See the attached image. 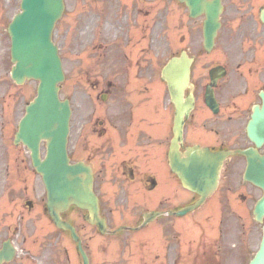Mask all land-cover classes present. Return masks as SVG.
<instances>
[{"label": "flooded vegetation", "instance_id": "flooded-vegetation-1", "mask_svg": "<svg viewBox=\"0 0 264 264\" xmlns=\"http://www.w3.org/2000/svg\"><path fill=\"white\" fill-rule=\"evenodd\" d=\"M120 2L121 15L115 18L114 26L119 31L127 32L136 41H133L130 47V57H125L123 47H118L119 56L111 62V77L86 78L87 83L84 85L93 86L91 93L95 94L96 103L105 104L111 99V105L107 108L108 112L100 113L95 117V121L89 117V113L84 117L95 126L94 133L97 137H101L97 142L95 155L99 151L103 156L111 155L109 157L112 159L111 165L117 172L113 182L120 186L118 190L122 198L124 189L133 183L146 185L150 189L157 186L158 174L148 164L149 146H154V141L161 145L162 140L160 137L145 133L139 126L150 122L147 109L150 97L145 96L157 81L156 70L161 63L151 64L145 37L148 38L151 33L166 35L169 31L168 17L174 14L175 19H179L182 13L178 15L175 8L161 6V2L154 4L148 0H120ZM177 6L183 7L181 3H177ZM222 6L221 28L212 51L206 52L202 41H199V30L202 26L200 21L204 18L202 15L190 19L186 27L190 36L195 38L188 42L186 47L188 55L192 57L190 81L195 97L194 110L187 124L191 130L190 142L208 146L212 150L226 147L245 148L253 145L248 140L244 128L250 118L252 105L260 103L259 93L264 90V23L260 20L259 12L264 6V0H222ZM175 25L177 27V22ZM177 30L178 42L182 44L184 25L181 22ZM218 65L224 67L225 73L215 80L213 86L215 111H212L205 104V91L206 85L211 82L210 69ZM97 85L101 86L100 90L95 87ZM103 89L107 98H103ZM86 99L83 103L90 107L93 102L89 94ZM141 102L146 109L134 120L137 111L135 109L140 107ZM119 105L126 109H120ZM155 111L157 112V109ZM164 118L161 115L157 120L162 123ZM133 124L136 128L135 134L132 132ZM108 148L111 149L110 152L106 151ZM261 150H264V144ZM86 158L92 159L90 155ZM107 159H100L99 177L103 178L102 173L106 168ZM231 159H235L234 162H229ZM240 163L245 164V158L242 156L226 160L220 176L216 203L227 202L231 192L230 182L238 176L236 173L240 169ZM170 180L172 184L176 183L174 175H171ZM235 192L243 201L251 197L248 191ZM2 193L6 194L9 206L0 213V249L4 242L17 243L24 234L23 240L31 237L30 231L37 217L32 209L37 206L43 207V196L37 190L28 197L27 190L8 189ZM109 195L107 193L108 197ZM166 198L159 202L158 209L162 212L173 206L171 200ZM28 201L31 202L30 206ZM109 207L113 208L115 205L109 204ZM162 217L164 223L161 226V244L168 252H177L178 246L181 254V222L173 221L171 215H162ZM16 220L19 223L17 228ZM208 250L214 252L211 247H208ZM32 251L33 244L29 243L25 252L22 254L17 252L11 260L1 261L0 264H39V260L44 263V256H39L38 253L34 255ZM217 252L212 255L217 256ZM51 256H56L57 263L61 264L59 255Z\"/></svg>", "mask_w": 264, "mask_h": 264}, {"label": "water", "instance_id": "water-1", "mask_svg": "<svg viewBox=\"0 0 264 264\" xmlns=\"http://www.w3.org/2000/svg\"><path fill=\"white\" fill-rule=\"evenodd\" d=\"M217 7L216 4L215 9ZM21 8L22 12L14 17L8 28L11 56L15 63L12 77L18 83L33 78L38 80V85L36 97L26 107L19 123L17 139H21L31 150L33 163L42 175L47 190L53 193L51 196L65 200L66 204L88 205L92 222H98L91 179L85 167L70 165L66 155L69 109L66 102L58 99L57 83L63 79V74L57 49L51 42L54 22L63 10L62 0H23ZM171 93L178 104L175 91ZM177 133L181 134L180 127ZM41 140L46 142L43 160L39 155ZM222 158L219 154H198L188 149L177 172L184 184L192 189L197 184L196 175H203L204 179L210 177L209 184L212 185ZM251 264H264V238Z\"/></svg>", "mask_w": 264, "mask_h": 264}, {"label": "rangeland", "instance_id": "rangeland-1", "mask_svg": "<svg viewBox=\"0 0 264 264\" xmlns=\"http://www.w3.org/2000/svg\"><path fill=\"white\" fill-rule=\"evenodd\" d=\"M149 1V0H148ZM152 1V0H151ZM67 7L63 14V16L59 19L58 23L56 24L55 34L56 40L62 45L63 48V55L65 54L67 58L65 59L64 63V70H66L68 76V80L66 81V88L68 90H73V77L77 74L80 68L92 66L95 63L96 57L92 53L86 52L82 47L81 44L84 45L85 40H88L89 33L88 23H84L83 16H85L89 10L95 9L96 3L89 2L83 3L81 0H66ZM18 0H0V144L2 145L3 142L10 143L13 139V134L16 129L17 119L21 116L22 110L24 107V103L34 95L35 92V82H28L22 86H15L14 83L9 79V69H10V61H9V39L5 36V30L8 22L10 21V17L12 14L18 10ZM154 4V3H153ZM161 6H168L169 8H174L178 11V15L182 13L180 16L182 20H184V10L180 6V8L175 4L173 1L166 0L165 3L160 4ZM156 10V9H155ZM184 12V13H183ZM179 20V19H178ZM78 23L81 27V33L78 36V31H75L74 25ZM179 25V21H177V27ZM109 23L106 24V28L108 29ZM175 25V28L171 30L173 35V44L174 48L178 49L181 47L177 41L178 37V30ZM86 31V32H84ZM77 32V34H76ZM186 39L190 42L193 41L195 38L190 36L189 33H186ZM186 42V41H185ZM156 53H150V62L155 59ZM82 76H75L76 79H80ZM79 83V81H76ZM77 84H74V87ZM90 92V90H88ZM86 92V93H88ZM18 96V98H17ZM94 94H92V97ZM22 99V103L20 107H18V99ZM94 98V97H93ZM84 97L82 94H78L77 101L78 103L80 100H83ZM95 104V103H94ZM96 105V104H95ZM109 105V104H108ZM98 106V105H96ZM81 111H86V108L82 106ZM20 109V110H19ZM98 114V111L95 112V116ZM78 118V117H77ZM161 126V125H160ZM87 135L92 138L93 136L91 133H87ZM19 158L27 159V154L23 147H18ZM70 153H72L73 159H78L82 157L81 150H75L73 146L70 148ZM17 176L18 178L21 176L24 179L27 174V171L24 165H16ZM157 172L161 178L165 176V172L162 168L157 167ZM20 170V172H19ZM25 182V181H24ZM164 189V188H163ZM161 189V190H163ZM106 207V205H105ZM76 225L79 227V231L82 235L86 237H90L93 235V231L91 228L85 226L80 217L76 218ZM91 239V238H89ZM123 239V240H122ZM120 239L119 243L120 246L117 245L118 249L123 248L125 251H118L115 249V253H110L109 255L107 252L109 251L110 247L106 243V239H103L104 246L100 249L103 250V257L96 261V264H99L100 261L102 264H112L117 260L120 263H125L126 257H129L131 264H160L162 263V258L157 259L155 253L160 252L162 254V249L151 250L146 248L142 244H137L134 242H130V239L122 238ZM129 241V242H128ZM258 241V239H257ZM253 244V249L256 247L257 243L255 238L251 241ZM226 244L223 246L225 247ZM70 248V264H80V260L78 258V254L75 251V248L72 245H69ZM87 247V244H85ZM183 248H187L188 251H184L187 253L188 256L190 253L194 255L195 249H192L191 246L186 241L182 244ZM89 249L93 255L101 254L100 250H96L92 242H89ZM224 256H226L225 252H221ZM220 253V254H221ZM233 254V253H232ZM220 256V255H219ZM238 257H229L228 259L224 260L222 264H242V261H238ZM200 259L205 261H211V257L209 258L207 254H200ZM192 260L184 259L183 264H190ZM244 264V263H243Z\"/></svg>", "mask_w": 264, "mask_h": 264}]
</instances>
